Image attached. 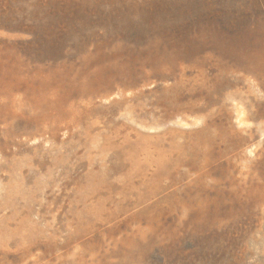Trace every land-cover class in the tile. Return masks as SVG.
Returning a JSON list of instances; mask_svg holds the SVG:
<instances>
[{
    "label": "rangeland",
    "instance_id": "1",
    "mask_svg": "<svg viewBox=\"0 0 264 264\" xmlns=\"http://www.w3.org/2000/svg\"><path fill=\"white\" fill-rule=\"evenodd\" d=\"M0 264H264V0H0Z\"/></svg>",
    "mask_w": 264,
    "mask_h": 264
}]
</instances>
